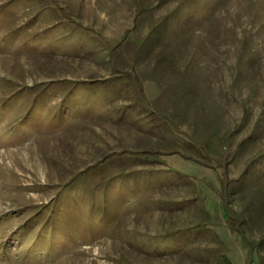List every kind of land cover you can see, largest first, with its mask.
<instances>
[{
	"label": "rangeland",
	"instance_id": "obj_1",
	"mask_svg": "<svg viewBox=\"0 0 264 264\" xmlns=\"http://www.w3.org/2000/svg\"><path fill=\"white\" fill-rule=\"evenodd\" d=\"M263 239L264 0H0V264H264Z\"/></svg>",
	"mask_w": 264,
	"mask_h": 264
},
{
	"label": "trees",
	"instance_id": "obj_2",
	"mask_svg": "<svg viewBox=\"0 0 264 264\" xmlns=\"http://www.w3.org/2000/svg\"><path fill=\"white\" fill-rule=\"evenodd\" d=\"M260 163H261V161L253 163L252 164L253 168L255 166L259 165ZM249 175H250V172H247L246 173V177L249 176ZM226 177H227L226 173H225V175H222V180H221L222 183H221L220 189L218 190V193L214 192V188H213L214 186L209 184V183H208V189L207 190L210 191L209 194H211V196H213L215 198H217V197L219 198V200H217V202H218L217 203V208L218 207L220 208L223 218L225 220L227 219L226 221L229 222V227H231L240 236L241 241H242V246H243L244 250L247 249L248 252H257V248H258L257 245H255L253 247L250 246L249 245L250 242L248 241V237L246 236L244 231L241 230L240 228H238L236 226V224H234L233 215H232L233 212L231 210H229L230 207H229V204H228V197H229V194H230L229 193L230 190L231 189L241 188V187L245 186V183H247V182H244V183L243 182H237L236 183V181L230 182L232 180L228 179L229 177H227V178ZM246 177H243V179H246ZM245 181H247V180H245ZM231 187H233V188H231ZM207 212H208V210H207ZM208 213H210V212H208ZM226 215H227V217H226ZM221 242L225 243V240L221 241ZM248 249H250L251 251L248 250ZM222 259H223V262L226 263V264H234L232 262V260L227 255L222 256Z\"/></svg>",
	"mask_w": 264,
	"mask_h": 264
}]
</instances>
